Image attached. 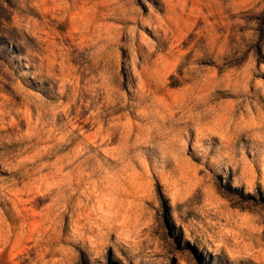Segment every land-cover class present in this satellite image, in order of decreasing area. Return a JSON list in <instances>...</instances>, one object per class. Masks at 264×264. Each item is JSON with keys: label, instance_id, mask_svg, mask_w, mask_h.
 <instances>
[{"label": "rangeland", "instance_id": "374dc122", "mask_svg": "<svg viewBox=\"0 0 264 264\" xmlns=\"http://www.w3.org/2000/svg\"><path fill=\"white\" fill-rule=\"evenodd\" d=\"M0 264H264V0H0Z\"/></svg>", "mask_w": 264, "mask_h": 264}]
</instances>
